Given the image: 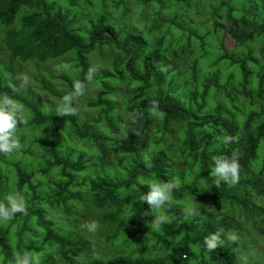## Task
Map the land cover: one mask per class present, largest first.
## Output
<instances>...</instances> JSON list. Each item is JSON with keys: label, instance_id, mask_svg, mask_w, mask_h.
I'll use <instances>...</instances> for the list:
<instances>
[{"label": "trees", "instance_id": "obj_1", "mask_svg": "<svg viewBox=\"0 0 264 264\" xmlns=\"http://www.w3.org/2000/svg\"><path fill=\"white\" fill-rule=\"evenodd\" d=\"M150 9L153 43L135 27ZM55 65L48 84L42 68ZM77 82L90 90L85 117L63 103ZM2 94L27 124L19 149L0 153L12 180L0 178V200L22 193L26 214L0 222V264L24 253L36 264H251L264 239V0H0ZM232 153L239 181L217 185L209 166ZM156 181L176 187L154 212L142 197ZM217 230L238 239L208 251Z\"/></svg>", "mask_w": 264, "mask_h": 264}, {"label": "clouds", "instance_id": "obj_2", "mask_svg": "<svg viewBox=\"0 0 264 264\" xmlns=\"http://www.w3.org/2000/svg\"><path fill=\"white\" fill-rule=\"evenodd\" d=\"M97 69L90 68L85 75V79L91 81L96 74ZM75 96H82L85 92V85L82 82H77L73 89ZM73 96H66L63 103L68 105L71 103ZM23 111L22 105L17 100L7 94L0 95V153L8 154L19 149L20 144L17 139V128L20 124H27V120L23 119L21 113ZM59 115H71L73 112L62 111L58 112ZM236 141L235 137L225 136L223 143L230 144ZM211 169L210 175L217 177V185L219 183H231L235 185L240 178V165L239 156L236 153L229 155H220L214 157L212 164L209 166ZM176 186L169 182H152L148 188L149 190L142 197V202L146 203L154 212L164 208L170 197V193ZM196 203V202H195ZM17 213L26 214V203L22 193L14 192L8 194L0 200V222L11 220ZM189 215H198L199 210L194 206L188 209ZM154 222L157 225L167 222L165 215L154 216ZM84 227L92 232L97 228L95 222L85 224ZM225 239L235 243L238 239L235 233L225 234L223 230H217L210 233L204 239V244L208 251H214L218 247L223 246ZM15 264H36L34 258L27 253L17 254L15 257Z\"/></svg>", "mask_w": 264, "mask_h": 264}, {"label": "rangeland", "instance_id": "obj_3", "mask_svg": "<svg viewBox=\"0 0 264 264\" xmlns=\"http://www.w3.org/2000/svg\"><path fill=\"white\" fill-rule=\"evenodd\" d=\"M150 13H151V9L149 11L144 12V14L142 15V18L138 21V23L136 24L135 27L138 28V31H140L142 28H145V33H142V35H141L142 38L144 40H146V39L149 38L150 41H152V43H153L155 41L153 39L155 37L158 38L159 35L158 34H153L151 37L146 36L147 33L151 30L149 28H153L156 25V22L153 20V18L151 17V14ZM160 35H163V33H161ZM224 43H225V45L230 50H233L234 49L235 41L233 39L227 38V39H225ZM206 44H207V47H206L207 51L210 54H213V56H212L211 59L212 60H215V56H217L219 53L222 52L220 44L218 42H215V38L206 40ZM111 58H112V56L111 57H109L108 55L106 57L104 56V61L103 62H109L111 60ZM24 67H25V65H22L21 66V70L23 72H31V73L34 72L33 70H29L30 68H24ZM42 69L44 70V75L46 77V81L48 82V84L51 83L50 82V80H51L50 79L51 74L58 75V73L61 72L60 71L61 69H60L59 65H55L54 67L45 66ZM64 69H65V66H64ZM20 80L23 81L24 83H28V78H27V76L25 74H23L21 76ZM54 83H55V85L60 84V82H58V81L57 82H54ZM22 88H24V87H22ZM52 88L55 89L56 91H59L60 90V88L56 89L54 86ZM36 91H37V89H34L33 90V92L35 94H37ZM89 92H90V90L87 91L84 94L85 96H83L82 99L73 96L72 102L75 104V105H73L74 106V109L73 110H75L78 113L79 116H84V117L85 116H88V114H85L86 110H84L82 104H83V102L87 101L89 99V97H91V95H90ZM45 95H47V94H43L42 96L45 97ZM50 100L52 101V99H50ZM49 103H51V102H49ZM23 149L25 151H27L26 146H24ZM8 155H9V153L8 154H5V156H8ZM29 155L30 154L24 155L21 152H18V153H16V156L14 155V158L13 159L16 160L15 158L17 157V158L24 159V160H30V156ZM8 176H9L8 173H5V172L0 171V178L8 180L7 179ZM8 181L12 185V180H8ZM3 226H4L3 224H0V229ZM16 229H17V227H16ZM148 230L150 232H152L153 231L152 226H149L148 227ZM246 236H248V233H246ZM263 240L264 239L262 238L261 240L260 239H257V240H254L253 241V245H255V248L253 249L252 254L253 255H256V256L253 258V261L251 262V264H264V241ZM250 256H251V254L249 255V257Z\"/></svg>", "mask_w": 264, "mask_h": 264}]
</instances>
